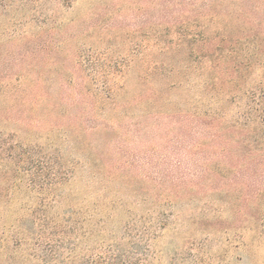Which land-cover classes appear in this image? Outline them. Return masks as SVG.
Listing matches in <instances>:
<instances>
[{"label":"rangeland","instance_id":"obj_1","mask_svg":"<svg viewBox=\"0 0 264 264\" xmlns=\"http://www.w3.org/2000/svg\"><path fill=\"white\" fill-rule=\"evenodd\" d=\"M163 58L174 74L141 82ZM263 116L264 0H0V145L73 172L46 199L0 153V263L38 230L84 261L151 215V264H264Z\"/></svg>","mask_w":264,"mask_h":264},{"label":"trees","instance_id":"obj_2","mask_svg":"<svg viewBox=\"0 0 264 264\" xmlns=\"http://www.w3.org/2000/svg\"><path fill=\"white\" fill-rule=\"evenodd\" d=\"M214 38L215 36H202L201 39L195 41L194 43L198 45L196 51L202 54H208L210 51L222 52L224 49L221 46L217 43V46L212 44ZM221 41L224 42V39L221 38ZM164 45L166 50H171L172 48H179L181 43L174 45L168 42ZM192 49V47L189 48L190 51L186 57L189 61L195 52ZM168 62L167 58H163L160 62L152 64L153 66L148 67L140 75L141 82L146 84L152 81L154 77L173 75L175 72L174 66ZM176 85L178 84L172 83L170 88L172 89ZM101 92L104 94V100L109 101L111 105L116 103L117 99L115 96L118 94L117 92H112L109 89ZM137 97L138 101L143 99L157 100L160 98V92L154 87L146 88L144 95L139 94ZM179 116L182 126L196 117L190 111L181 112ZM89 129L93 130V128H87L86 126L84 132L86 133ZM21 147L18 142L12 146H7L5 149L4 146L0 145V153L3 151L9 152L11 153L7 154L10 157L9 159H18L19 162L21 161L20 158L26 155L22 161L28 165L26 169L28 172L26 173L30 175L29 182L32 183L31 185L34 186L38 194L45 196L46 199L51 196V200H54L57 188L63 182L69 181L73 173L72 170L62 166L57 149H55L56 151L53 150L46 159L43 156H37L38 158L34 160L29 151L22 150ZM18 150L21 153H15ZM171 202L172 200L163 198L158 204L162 203L165 205L167 203V205H170ZM157 217L152 218L151 215L145 217L142 215L130 216L123 223L122 228L124 230L118 239L109 242L102 241L97 248L96 254L94 256L91 255L93 257L84 261L82 258L79 260L75 258L74 248L65 247L67 242L72 240L71 231L69 233L51 231L46 234V232L38 230L37 233H28L24 237L25 239L20 237L12 240L11 247L7 249L6 257L2 258L3 261L0 264H24L25 262L27 264L28 262L30 264L31 262L36 264H151L155 253L151 249L150 243H152L155 236L149 238L148 233L146 234L144 230L161 229L164 224L159 222ZM147 242L148 244H146ZM22 258L26 260H24V263Z\"/></svg>","mask_w":264,"mask_h":264}]
</instances>
